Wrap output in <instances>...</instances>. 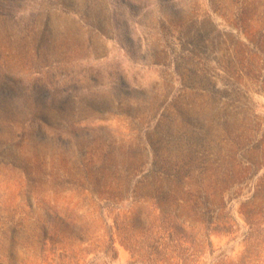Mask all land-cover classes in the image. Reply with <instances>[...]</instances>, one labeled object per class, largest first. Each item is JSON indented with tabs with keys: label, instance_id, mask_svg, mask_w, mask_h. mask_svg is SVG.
Masks as SVG:
<instances>
[{
	"label": "rangeland",
	"instance_id": "obj_1",
	"mask_svg": "<svg viewBox=\"0 0 264 264\" xmlns=\"http://www.w3.org/2000/svg\"><path fill=\"white\" fill-rule=\"evenodd\" d=\"M0 264H264V0H0Z\"/></svg>",
	"mask_w": 264,
	"mask_h": 264
}]
</instances>
